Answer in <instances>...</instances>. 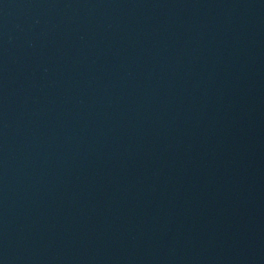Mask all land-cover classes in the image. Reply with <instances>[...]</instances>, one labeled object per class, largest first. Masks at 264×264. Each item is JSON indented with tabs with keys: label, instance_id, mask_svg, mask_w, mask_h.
<instances>
[{
	"label": "water",
	"instance_id": "water-1",
	"mask_svg": "<svg viewBox=\"0 0 264 264\" xmlns=\"http://www.w3.org/2000/svg\"><path fill=\"white\" fill-rule=\"evenodd\" d=\"M0 264H264V0H0Z\"/></svg>",
	"mask_w": 264,
	"mask_h": 264
}]
</instances>
